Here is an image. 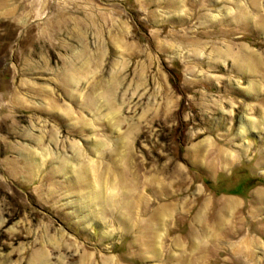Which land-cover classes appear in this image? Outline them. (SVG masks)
Returning <instances> with one entry per match:
<instances>
[{"label":"rangeland","instance_id":"1","mask_svg":"<svg viewBox=\"0 0 264 264\" xmlns=\"http://www.w3.org/2000/svg\"><path fill=\"white\" fill-rule=\"evenodd\" d=\"M0 264H264V0H0Z\"/></svg>","mask_w":264,"mask_h":264},{"label":"bare ground","instance_id":"2","mask_svg":"<svg viewBox=\"0 0 264 264\" xmlns=\"http://www.w3.org/2000/svg\"><path fill=\"white\" fill-rule=\"evenodd\" d=\"M253 59H252V57L250 56V58H249V61H252ZM213 152H214V150H213Z\"/></svg>","mask_w":264,"mask_h":264}]
</instances>
